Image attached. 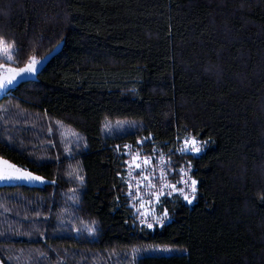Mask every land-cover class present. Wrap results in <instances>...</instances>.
I'll return each mask as SVG.
<instances>
[{"label": "trees", "instance_id": "trees-1", "mask_svg": "<svg viewBox=\"0 0 264 264\" xmlns=\"http://www.w3.org/2000/svg\"><path fill=\"white\" fill-rule=\"evenodd\" d=\"M0 38L17 68L60 48L0 101L27 116L0 158L47 182L0 186L1 264L27 251L38 260L19 264H264V0H0ZM115 122L130 126L107 135ZM56 124L84 149L33 162ZM187 137L201 155L173 154ZM141 141L197 181L192 205L163 200L170 220L153 230L126 199L124 148ZM150 248L174 252L130 255Z\"/></svg>", "mask_w": 264, "mask_h": 264}, {"label": "rangeland", "instance_id": "rangeland-1", "mask_svg": "<svg viewBox=\"0 0 264 264\" xmlns=\"http://www.w3.org/2000/svg\"><path fill=\"white\" fill-rule=\"evenodd\" d=\"M2 63V61H0ZM7 67H14L13 65H6L5 67H0V75L7 74L6 68ZM6 97V96H5ZM27 116L25 113H18L17 108H12L11 106H3L0 107V137L3 138L10 143V140H16L15 134L19 131V126L22 121L26 120ZM11 119H13L15 122H11ZM35 117H32V121L30 123L36 125L39 124V120H35ZM28 120V119H27ZM130 125L115 122V123H107L104 126V132L109 135L114 133H122V130H125V128L129 127ZM37 136V135H36ZM52 138V147L50 149H43L40 146L30 145L28 150L32 154V160L36 163H42L49 160L56 161L61 157H67L72 158L75 154L79 153L82 149H84V144L82 141V137L78 134L74 133L69 128L66 129L61 124H56L55 128L51 130V127H49V137ZM8 137V138H7ZM38 137V136H37ZM190 138V137H187ZM185 140V138H184ZM184 140L178 144V147L175 151H173V154H177L180 156L191 155L193 157L201 155L204 151L205 145L199 142L201 145V151L200 152H192V151H186L181 152L180 149L184 146ZM144 145V142H140V146L138 148H133L130 146H126L124 148V155L126 158L125 162V173H124V184L126 189V199L129 202L130 207L132 208L137 222L140 223V225L145 226L146 228L153 230L155 227H161L165 223H167L170 220L169 215L167 214V219L163 221V224H158L155 221V217L159 216L162 217L165 210H161L162 203L164 199H170L172 197L179 196L182 198L183 202L186 205H192L196 199V193H197V186H196V193H195V199L191 204H189L182 195H180L179 192H172L170 185H176V187L184 188L185 193L191 195L190 188H188L184 183H180V181L183 179L187 180L188 177H191L190 175V167L188 165H178L175 161L176 158L172 157V153H166V152H160L158 150L152 149L150 153H147L142 147ZM139 154L138 163L141 164L140 168L135 167V163H133V158ZM146 158H151V162L145 166L143 165V161ZM1 159V158H0ZM161 160L165 161V163H161ZM161 171H163L164 175L161 177ZM184 172L188 173V176H184ZM148 175L152 178L151 182L155 185V188H149L146 185L148 184V181L143 180V176ZM192 179V177H191ZM140 181L139 185V192H137V182ZM12 183L9 180L2 181L1 185H11ZM190 184V180H189ZM45 183L39 184L38 186H44ZM131 185V189L129 187ZM163 187L164 189V195L159 196V201L157 202L156 197L152 193H158L160 188ZM168 193H171L170 195ZM64 202L73 205V198L74 193L70 192L67 196H64ZM74 218H76L74 216ZM70 217L68 218V220ZM141 220H146L148 223H152V227H147L146 223H141ZM61 224L69 227L72 229L70 231L71 233H74L76 236L84 235L86 234L89 237H92V228L89 227L87 223L76 224L74 221L67 222L66 219L61 220ZM0 229L5 230L6 225L0 224ZM159 253V254H166V253H173L174 251L171 248H150L147 250L142 251H132L130 255L132 256H138L142 255L143 253ZM30 257L32 260H35V257H37V260L39 258L38 254L36 252H18L17 255L12 256L11 254L7 257V261L12 264H19L17 262L18 259H24ZM130 258V257H126ZM131 259V258H130Z\"/></svg>", "mask_w": 264, "mask_h": 264}, {"label": "snow or ice", "instance_id": "snow-or-ice-1", "mask_svg": "<svg viewBox=\"0 0 264 264\" xmlns=\"http://www.w3.org/2000/svg\"><path fill=\"white\" fill-rule=\"evenodd\" d=\"M16 49L14 43H7L5 40L0 38V67H5L6 65H14L16 63ZM42 63L41 60H38L35 58V56L30 57L25 64L24 67H7V75H0V91L7 90L11 85L18 82V80L23 79L25 75L35 74L38 70V66ZM181 152L186 151H192V152H200L201 151V145L197 141L195 137L192 138H185L184 140V146L180 149ZM139 159V154H137L133 158V163H135L136 168H140L141 164L136 162ZM151 162V158H146L143 161V165L147 166ZM161 163H165V161L161 160ZM164 173L161 171V177H163ZM184 176H188L187 172H184ZM81 182H83V177L77 175L76 177ZM17 179H39L38 177H32L31 173L26 171H21L18 169L14 164L9 163L7 160H0V181L5 180H17ZM143 180L148 181V184L146 185L149 188H155V185L152 184L151 180L152 178L148 175L143 176ZM190 180V184H189ZM140 181L137 182V192H139V185ZM180 183H184L188 188H190V193L186 194L184 188H177L176 185H170L172 192H179L180 195L183 196V198L191 204L193 200L195 199V193H196V184L197 181L194 179H191V177H188L187 180L183 179L180 181ZM131 189V185H129ZM155 197L157 202L159 201V196L164 195V189L163 187L160 188L158 193H152ZM169 195L171 193H168ZM167 219V212L165 211L163 213L162 217H155V221L158 224H163V221ZM141 223H146L147 227L151 228L153 225L152 223H148L146 220H141Z\"/></svg>", "mask_w": 264, "mask_h": 264}, {"label": "water", "instance_id": "water-1", "mask_svg": "<svg viewBox=\"0 0 264 264\" xmlns=\"http://www.w3.org/2000/svg\"><path fill=\"white\" fill-rule=\"evenodd\" d=\"M59 47H56L53 49L52 52H50L49 54L45 55L44 57H42L40 60L42 61V63H40V65L38 66V70L35 74H30V75H25L23 77V79L18 80V82L14 83L13 85H11L7 90H3L0 91V101L8 95L9 92H11L13 89H16L19 87V85L21 84H26V83H31V82H36L38 80V76L41 74L42 70L45 69L48 64L50 63V61L58 54L59 52ZM8 74V73H7ZM4 74V75H7ZM2 160V159H0ZM17 167V166H16ZM18 169H20L21 171H26L24 169H21L20 167H17ZM30 173V172H29ZM32 177H38L39 179H17V180H10L11 182H15V185H26V186H33V187H39V184H47V182L43 181V179L40 176H34L33 174H31ZM2 181H0L1 184ZM1 264V261H0Z\"/></svg>", "mask_w": 264, "mask_h": 264}]
</instances>
